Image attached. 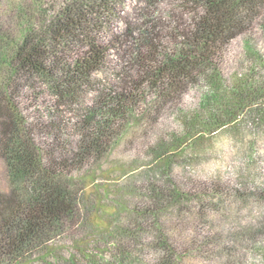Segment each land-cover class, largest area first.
<instances>
[{
    "label": "trees",
    "instance_id": "trees-1",
    "mask_svg": "<svg viewBox=\"0 0 264 264\" xmlns=\"http://www.w3.org/2000/svg\"><path fill=\"white\" fill-rule=\"evenodd\" d=\"M125 6L60 0L15 34L0 30V264L52 254L55 264H246L263 236L253 222L264 219V183L250 196L174 157L182 146L189 160L208 134L264 123V0H181L168 23L116 33ZM239 37L251 61L228 72ZM98 72H116L119 91L65 119ZM191 88L196 104L185 99ZM135 117L153 163L132 180L130 207L87 232L81 176L122 144Z\"/></svg>",
    "mask_w": 264,
    "mask_h": 264
},
{
    "label": "rangeland",
    "instance_id": "rangeland-1",
    "mask_svg": "<svg viewBox=\"0 0 264 264\" xmlns=\"http://www.w3.org/2000/svg\"><path fill=\"white\" fill-rule=\"evenodd\" d=\"M58 1L60 0H0V30L15 34L25 16L38 17L49 7H56ZM21 7L23 11L19 10ZM174 7H181V0H126L121 17L112 23V30L124 33L130 27L140 33L151 23L162 26L169 22L170 15H174ZM259 45L264 52L263 42L259 41ZM247 59L251 61L247 57L245 39L242 37L234 39L229 48L227 71L231 72L238 67L240 72H245V66L243 68L242 64ZM117 61L123 63L118 57ZM121 84L122 80L116 72L96 73L93 86L88 87L79 102H73L65 108L64 118L77 120L82 106L96 101L102 92L119 91ZM199 95L197 89L191 88L185 99L196 104ZM141 123L142 119L135 117L133 124L120 141L122 144L81 176L85 185L82 214L87 217V220L82 221L85 222L82 227L87 232L109 228L116 215L130 207L131 200L136 194L135 187L131 184L132 180H135L137 171L153 163V158L148 157L144 149H147L149 144L143 142V131L139 132L142 126H138ZM132 133L137 134L130 139L132 136L129 137V134ZM125 140L127 141L124 142ZM175 154L174 158L178 160L176 165L185 164L189 173L218 183L225 181L232 187L243 189L244 194L256 195L257 189L264 183V123L248 120L241 125L208 134L204 142L191 151L193 157L187 161L183 160L185 150L182 146ZM252 200L254 202V198ZM259 213V208L246 213L245 221L250 222L251 216ZM253 224L257 229L260 228L263 236L249 243L245 263L264 264V219L260 222L256 219ZM58 259L59 257L52 254L50 259L43 258L28 264H55L53 260Z\"/></svg>",
    "mask_w": 264,
    "mask_h": 264
}]
</instances>
